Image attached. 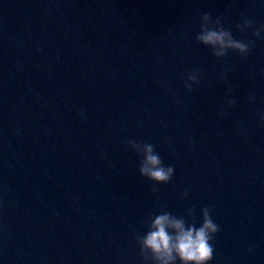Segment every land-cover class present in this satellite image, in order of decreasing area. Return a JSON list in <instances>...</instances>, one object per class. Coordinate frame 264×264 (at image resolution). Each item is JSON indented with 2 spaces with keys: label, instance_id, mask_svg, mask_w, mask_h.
I'll return each mask as SVG.
<instances>
[{
  "label": "water",
  "instance_id": "95a60500",
  "mask_svg": "<svg viewBox=\"0 0 264 264\" xmlns=\"http://www.w3.org/2000/svg\"><path fill=\"white\" fill-rule=\"evenodd\" d=\"M77 10L119 264H157L140 244L154 219L168 213L199 227L205 208L220 228L211 264H264V39L254 35L264 26V2L77 0ZM204 14L250 43L248 56L230 50L217 59L200 44ZM245 19L254 27L241 32ZM193 70L199 83L189 92L184 84ZM146 145L175 169L169 183L141 174Z\"/></svg>",
  "mask_w": 264,
  "mask_h": 264
},
{
  "label": "clouds",
  "instance_id": "9594fccd",
  "mask_svg": "<svg viewBox=\"0 0 264 264\" xmlns=\"http://www.w3.org/2000/svg\"><path fill=\"white\" fill-rule=\"evenodd\" d=\"M252 27L254 25L248 19L237 25L241 32ZM254 35L257 39H264V26L257 29ZM196 39L200 44L211 48L217 59L228 55L230 50L242 57H247L250 53V43L235 39L221 20L218 17L214 20L210 14L202 16ZM199 76L200 73L196 70L188 74L184 86L189 92L194 84L199 83ZM234 104V100L229 101L230 106ZM141 153L144 159L140 172L144 177L158 184H166L172 180L175 169L165 167L151 145L144 146ZM187 195L186 191L185 198ZM219 231L220 228L212 219L208 208L203 210V223L199 227L186 226L183 220L165 213L154 219L151 230L140 240L141 251H151L157 264H177V261L179 264H211L214 258L212 241Z\"/></svg>",
  "mask_w": 264,
  "mask_h": 264
}]
</instances>
